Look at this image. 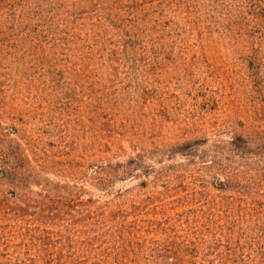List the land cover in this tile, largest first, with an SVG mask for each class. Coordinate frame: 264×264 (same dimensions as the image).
Instances as JSON below:
<instances>
[{
    "label": "rangeland",
    "instance_id": "374dc122",
    "mask_svg": "<svg viewBox=\"0 0 264 264\" xmlns=\"http://www.w3.org/2000/svg\"><path fill=\"white\" fill-rule=\"evenodd\" d=\"M0 264H264V0H0Z\"/></svg>",
    "mask_w": 264,
    "mask_h": 264
}]
</instances>
